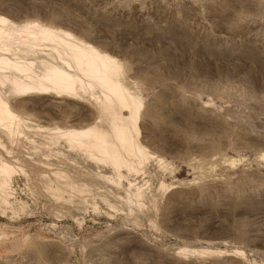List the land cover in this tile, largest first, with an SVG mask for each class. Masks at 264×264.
I'll list each match as a JSON object with an SVG mask.
<instances>
[{
	"label": "rangeland",
	"instance_id": "1",
	"mask_svg": "<svg viewBox=\"0 0 264 264\" xmlns=\"http://www.w3.org/2000/svg\"><path fill=\"white\" fill-rule=\"evenodd\" d=\"M0 16L115 58L143 103V159L117 171L62 136L110 131L100 101L0 86V264H264V0H0Z\"/></svg>",
	"mask_w": 264,
	"mask_h": 264
},
{
	"label": "bare ground",
	"instance_id": "2",
	"mask_svg": "<svg viewBox=\"0 0 264 264\" xmlns=\"http://www.w3.org/2000/svg\"><path fill=\"white\" fill-rule=\"evenodd\" d=\"M120 68L115 58L66 30L37 26L17 35L0 16V86L20 94H90L109 114L110 131L92 126L62 136L98 163H108L117 171L136 170L127 156L137 163L143 159L137 125L143 103L122 83ZM13 117L7 101L0 98V122ZM0 173H8L5 164Z\"/></svg>",
	"mask_w": 264,
	"mask_h": 264
}]
</instances>
